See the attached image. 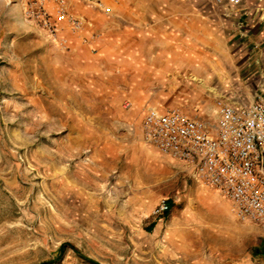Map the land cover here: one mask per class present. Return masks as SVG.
Masks as SVG:
<instances>
[{
  "label": "rangeland",
  "instance_id": "obj_1",
  "mask_svg": "<svg viewBox=\"0 0 264 264\" xmlns=\"http://www.w3.org/2000/svg\"><path fill=\"white\" fill-rule=\"evenodd\" d=\"M65 1L83 28L54 39L0 0V264H89L61 244L98 264H264L259 228L140 130L146 107L212 118L216 98L264 94V0Z\"/></svg>",
  "mask_w": 264,
  "mask_h": 264
},
{
  "label": "built area",
  "instance_id": "obj_2",
  "mask_svg": "<svg viewBox=\"0 0 264 264\" xmlns=\"http://www.w3.org/2000/svg\"><path fill=\"white\" fill-rule=\"evenodd\" d=\"M107 13L102 0H80ZM230 8L244 0H214ZM259 1V0H257ZM24 18L56 38L57 24L78 33L84 21L65 0H26ZM212 118L190 117L178 110L146 107L140 125L143 141L160 156L181 166L198 185L228 202L236 219L264 234V94L247 104L216 98ZM168 211L164 201L152 214Z\"/></svg>",
  "mask_w": 264,
  "mask_h": 264
},
{
  "label": "trees",
  "instance_id": "obj_3",
  "mask_svg": "<svg viewBox=\"0 0 264 264\" xmlns=\"http://www.w3.org/2000/svg\"><path fill=\"white\" fill-rule=\"evenodd\" d=\"M165 203L167 204V206L170 204L169 201H166ZM165 214H166V212H165L163 215H165ZM151 228H152V224H150V225L146 228V231H150ZM65 248H69V249H71V251H72V252H73L78 258L82 259L83 261H85V262H87V263H89V264H98V263H96V262H94V261H92V260H90V259H88V258L82 256L77 250H75L74 248H72L71 246H69V245H67V244H61V245L59 246L58 250H57V253H58V254L61 253ZM255 252H256V251H255ZM39 264H50V262L47 261V262H42V263H39Z\"/></svg>",
  "mask_w": 264,
  "mask_h": 264
},
{
  "label": "crops",
  "instance_id": "obj_4",
  "mask_svg": "<svg viewBox=\"0 0 264 264\" xmlns=\"http://www.w3.org/2000/svg\"><path fill=\"white\" fill-rule=\"evenodd\" d=\"M185 8H186V6H185ZM172 39V38H171ZM124 40V39H123Z\"/></svg>",
  "mask_w": 264,
  "mask_h": 264
},
{
  "label": "bare ground",
  "instance_id": "obj_5",
  "mask_svg": "<svg viewBox=\"0 0 264 264\" xmlns=\"http://www.w3.org/2000/svg\"><path fill=\"white\" fill-rule=\"evenodd\" d=\"M207 199V198H206Z\"/></svg>",
  "mask_w": 264,
  "mask_h": 264
}]
</instances>
